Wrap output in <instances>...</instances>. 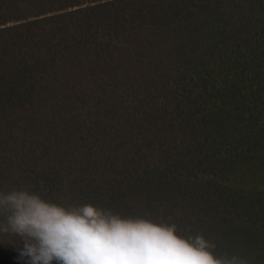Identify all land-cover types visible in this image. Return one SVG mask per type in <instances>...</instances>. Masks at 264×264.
Masks as SVG:
<instances>
[{
	"label": "trees",
	"instance_id": "16d2710c",
	"mask_svg": "<svg viewBox=\"0 0 264 264\" xmlns=\"http://www.w3.org/2000/svg\"><path fill=\"white\" fill-rule=\"evenodd\" d=\"M203 233L264 264V0H0V192ZM0 233V264H27Z\"/></svg>",
	"mask_w": 264,
	"mask_h": 264
},
{
	"label": "clouds",
	"instance_id": "9594fccd",
	"mask_svg": "<svg viewBox=\"0 0 264 264\" xmlns=\"http://www.w3.org/2000/svg\"><path fill=\"white\" fill-rule=\"evenodd\" d=\"M0 233L20 237L27 264H248L217 255L213 240L183 235L176 223L92 203L65 205L28 189L0 192Z\"/></svg>",
	"mask_w": 264,
	"mask_h": 264
}]
</instances>
